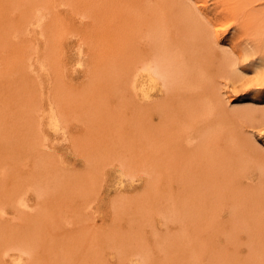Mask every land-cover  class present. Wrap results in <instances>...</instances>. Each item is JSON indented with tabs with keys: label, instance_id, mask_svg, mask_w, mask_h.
Segmentation results:
<instances>
[{
	"label": "rangeland",
	"instance_id": "obj_1",
	"mask_svg": "<svg viewBox=\"0 0 264 264\" xmlns=\"http://www.w3.org/2000/svg\"><path fill=\"white\" fill-rule=\"evenodd\" d=\"M207 4L0 0V264H264V0Z\"/></svg>",
	"mask_w": 264,
	"mask_h": 264
},
{
	"label": "bare ground",
	"instance_id": "obj_2",
	"mask_svg": "<svg viewBox=\"0 0 264 264\" xmlns=\"http://www.w3.org/2000/svg\"><path fill=\"white\" fill-rule=\"evenodd\" d=\"M196 2L200 3L202 5L201 9H206L208 8V4H207V0H195ZM210 13V12H209ZM207 14V13H206ZM208 16V15H206ZM233 42V40H231ZM248 41V40H247ZM245 41V42H247ZM233 44V43H231ZM230 44V45H231ZM246 44H249V42H247ZM237 44H233V47H235ZM249 46H252L251 43ZM232 47V48H233ZM249 50V49H248ZM154 63L153 65L149 66L148 69H150L153 73H155L158 77L164 78L165 80H168L170 82H176L178 81L181 77V73H180V67L179 66V62L178 60H176V58L171 55L170 53H168L167 51H160V53H158V55L156 54L154 56L153 59ZM148 66V65H147ZM146 68V66H145ZM146 68V69H147ZM259 69V68H258ZM264 69V68H263ZM261 70V69H260ZM259 70V71H260ZM150 72V71H149ZM261 72V71H260ZM258 72V73H260ZM151 73V72H150ZM262 74L264 75V73L262 72ZM260 73V75H262ZM151 76V74H149ZM259 75V74H258ZM149 76V77H150ZM147 77V79L149 78ZM156 78V77H155ZM146 79V80H147ZM158 80V78L156 79ZM145 81V80H144ZM150 81V80H149ZM146 82V81H145ZM157 82V81H155ZM142 83V82H141ZM141 85V84H140ZM140 88V87H139ZM151 88V87H150ZM147 94H148V90H147ZM258 98V97H257ZM263 102V101H262Z\"/></svg>",
	"mask_w": 264,
	"mask_h": 264
}]
</instances>
